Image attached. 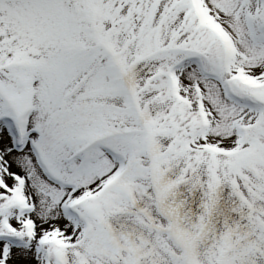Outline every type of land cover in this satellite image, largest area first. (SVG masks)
I'll use <instances>...</instances> for the list:
<instances>
[{"label":"snow or ice","instance_id":"snow-or-ice-1","mask_svg":"<svg viewBox=\"0 0 264 264\" xmlns=\"http://www.w3.org/2000/svg\"><path fill=\"white\" fill-rule=\"evenodd\" d=\"M0 264H264V0H0Z\"/></svg>","mask_w":264,"mask_h":264}]
</instances>
